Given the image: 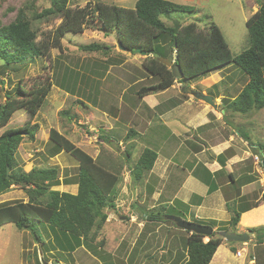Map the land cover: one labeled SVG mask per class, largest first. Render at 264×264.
<instances>
[{
    "label": "rangeland",
    "instance_id": "374dc122",
    "mask_svg": "<svg viewBox=\"0 0 264 264\" xmlns=\"http://www.w3.org/2000/svg\"><path fill=\"white\" fill-rule=\"evenodd\" d=\"M168 1L189 6L192 12H173L169 15H161L160 19L167 26H172L176 21L179 30L182 26L195 23L199 31H202L206 26L214 24L219 28L233 57L248 48L249 40L245 22L257 11V0ZM31 2L33 4L29 7ZM135 2L136 0H69L68 6L71 9L83 7L93 9L95 4L102 3L133 8ZM49 6L50 0H0L1 21L4 24L8 23L14 17L16 10L21 7H29L31 11L39 13ZM60 22L61 18H54L42 21L40 24L36 23L38 34H41L38 35L37 43L47 42ZM90 43L109 46L110 52L105 56L99 52L85 53L80 50V46ZM164 55L166 59L169 58L168 54L164 53ZM145 58L146 56L141 54L119 49L115 32L104 31L97 21L96 15H88L85 30L80 34H66L61 39V49L49 48L45 56L35 58L22 65L11 64L5 67V70H2L5 63L0 59L1 103L5 101L7 95L16 96L20 79L26 86L47 84V82L52 84L42 107L30 121V124L38 126L34 141L24 139L16 152L15 158L18 165L22 166L23 171L29 172L34 167L57 168L59 185L51 189L58 191L62 190L61 185H64V182H74L77 179V160L64 151L56 150L49 140V131L54 129L119 179L116 184L115 211H107L109 214L113 213L114 219L109 220L112 223L105 224L102 231L92 230L87 238L82 237L83 241L80 242V246L75 248V253L68 251L75 245L74 237L70 238L69 234L62 236L63 233L52 229L50 225L36 223L33 231H20L13 224L8 223L0 227V264H45L48 261L50 264H111L108 261L109 257L112 264H171L166 262L168 256L172 258L174 264L184 263L185 258L182 260L181 256L185 257L183 251L187 234L178 228L174 229L172 227L174 224L167 222L164 223L168 225L161 228H156L155 222H148L147 226L138 233L134 231L133 227L128 226V232L125 234L135 232V241L132 243H136L133 250L124 258L129 251V246L117 243L121 237L120 231L118 233L114 231L118 222L128 225L134 220L136 225L132 226L138 229L137 224L142 222L139 218L140 212L144 216L156 217L159 213L168 216L174 211L170 210L172 204H169L168 200L160 203L148 200L147 191L142 184L149 172L145 169L140 173L136 167V161L143 151L142 147L136 146L135 150L132 148L130 156H126V154L118 153L117 150L120 146L117 148L113 144L108 145L107 142L99 143L96 137L101 132L112 131L121 136L123 128L127 127L126 124L134 122L127 112L121 114V124L113 120L116 117L117 110L115 111V109L118 100L126 90L122 89L118 92L119 87L116 88L113 81L115 76L120 77L122 80L120 83L129 84L127 88H130L128 90L130 93L138 91L142 86L149 87L156 84L158 80L155 77H150L142 67ZM65 68L73 73L72 81L68 82L67 77L62 80L63 76L67 74ZM74 73L76 74L74 75ZM139 80L142 81L136 83ZM247 80V76L241 70L233 64H228L197 79L181 81L185 87L192 85L193 89L199 90L198 85L203 87L201 93L207 96L215 94L220 97L216 102H220L219 106L222 107L228 98L240 93ZM192 92L189 93L190 97H193ZM133 100L136 102V98ZM200 102L203 101L200 100ZM252 111L255 112V109L252 108ZM254 112L253 114H255ZM28 122L26 111L18 109L8 124L0 128V134L7 129L21 127ZM109 129L110 131H108ZM152 131L150 134L148 133L147 141H143V143L149 144L148 148L151 150L160 146V141L164 137L162 131L157 129H152ZM107 137L105 136L104 139ZM169 142L171 141L169 140ZM169 145H172V142ZM167 149L164 146L161 152L165 153ZM128 157L130 158L128 159ZM109 164L113 168L109 167ZM136 174L139 177L136 178ZM144 194L147 195L145 200ZM26 199L25 193L20 188L11 186L8 192L0 195V204L14 201L25 202ZM134 205L139 210H134ZM117 206L120 209L117 210ZM180 209L186 211L182 207ZM131 214L135 219H132ZM146 234H150V236L145 239ZM36 236L43 241L44 245L37 243ZM207 239L204 237L203 242H207ZM103 240L106 241L105 246H102ZM50 245H52V256L45 250L46 247L50 248ZM62 248H66V251L63 252ZM121 254L123 257L117 260Z\"/></svg>",
    "mask_w": 264,
    "mask_h": 264
},
{
    "label": "trees",
    "instance_id": "16d2710c",
    "mask_svg": "<svg viewBox=\"0 0 264 264\" xmlns=\"http://www.w3.org/2000/svg\"><path fill=\"white\" fill-rule=\"evenodd\" d=\"M68 2L69 0H50V6L39 13L30 10L29 7L33 4L31 2L28 8H18L14 17L6 24L0 17V59L5 63L2 70L11 64L22 65L45 56L49 48L61 49V39L66 34L82 33L87 25V16L96 15L101 28L106 32H115L116 41L121 43L127 52H145L146 60L142 67L158 82L153 86H142L138 92L139 96L166 90L175 80L182 84L181 80L197 79L233 64L248 80L228 106L240 113H246L252 108H264V0H257V11L245 22L248 48L235 57L232 56L216 25L210 24L199 31L195 23H190L182 26L175 34L174 26H167L160 19L161 15L173 12L190 13L192 9L189 6L174 4L168 0H136L133 8L97 3L93 9H71ZM54 18H61V22L53 31L52 37L47 42L37 43V24ZM80 50L85 53L99 52L106 56L110 47L90 43L80 46ZM164 53L179 66L182 79L174 78L170 69L158 60L159 57H166ZM64 70H67V74L62 80L67 77L68 82L72 81L73 73L69 72L68 68ZM51 87V82L26 86L20 79L16 96L7 95L5 101L0 102V128L8 124L18 109H24L29 120L21 127L7 129L0 134V195L8 192L11 186H17L27 197L26 202L0 204V227L11 223L20 231H33L36 223L50 225L52 229L63 233L62 236L69 234L70 238L74 237L75 245L68 249L72 251L81 245L80 238H87L92 230L97 232L102 229L107 211L115 208L116 184L119 179L54 129L49 131L50 142L56 150L68 153L78 162L77 179L74 181L78 187L77 193L72 195L51 189L59 185L57 168L34 167L29 172H24L22 166L18 165L15 158L18 147L24 139L34 141L38 126L30 124V121L42 107ZM127 155L130 156L128 152ZM155 160L156 153L144 149L136 161V167L140 173L145 169L150 172ZM111 166L109 164V167ZM262 200L264 201V196ZM171 209L174 211L171 215H180L175 209ZM239 216V212L233 210L229 224L235 226ZM164 217V214L159 213L156 217L149 216L147 219L174 224ZM197 223L205 225L202 222ZM260 230H249L255 234L257 241ZM183 232L188 235L184 241L183 264H209L223 239L217 232H213L208 241L203 242L204 236ZM36 239L37 243L44 245L38 236ZM53 240L55 242V239ZM50 248L46 247L45 250ZM62 251H66V248H62Z\"/></svg>",
    "mask_w": 264,
    "mask_h": 264
},
{
    "label": "crops",
    "instance_id": "0c3cea01",
    "mask_svg": "<svg viewBox=\"0 0 264 264\" xmlns=\"http://www.w3.org/2000/svg\"><path fill=\"white\" fill-rule=\"evenodd\" d=\"M121 81L120 77H114L113 83L116 88L119 87L118 92L126 90L118 100L116 117L113 120L121 124V114L127 112L134 122L126 124L127 127L123 128L121 136L115 131L101 132L99 137L96 136L98 142H107L117 148L120 146L118 153L126 154L130 153L132 148L135 150L136 146L142 147L143 150L149 149V144L143 143L144 140L147 141L148 133L150 134L152 129L162 131L164 137L160 146L152 150L156 153V160L144 183L142 181L148 200L158 203L168 200L169 204H172L171 208L180 214L174 216L188 222L205 223L212 227L213 232L248 234L247 243L223 240L209 264H264V230H260L264 228V108L255 112L251 110L240 113L228 106L237 95L228 98L220 107V102H216L220 97L215 94H208L215 105L210 106L194 96H189L191 91L200 92L203 87L197 85L199 90H196L189 85L188 89H185L177 80L166 90L139 96V90L130 93V88H127L129 84L120 83ZM140 81L142 80L136 83ZM105 136L108 137L104 139ZM169 140L172 145H169ZM164 146L168 148L165 153L161 152ZM253 156L259 158L258 163L253 161ZM61 186L62 190L59 192L72 195L77 193L78 187L74 182H64ZM147 195L144 194V200ZM116 209L120 208L117 206ZM134 210L139 209L134 205ZM233 210L240 214L235 226L229 224ZM114 211L115 208L112 212ZM132 215V219H135ZM139 218L142 222L137 224L138 229L132 226L136 225L134 220L128 225L116 222L114 231L121 232L117 243L129 246L124 258L135 247L136 242L132 243L135 241V232H141L147 226L146 223L155 222L156 228L168 225L157 219L148 221V217L141 212ZM111 219H114L113 213H107L104 225L111 224ZM128 226L133 227L135 232L125 234L128 232ZM249 230H260L258 241L255 234ZM149 236L150 234H146L144 237L146 239ZM103 241L102 246H105L106 241ZM74 250L70 252L75 253ZM239 250L240 256H236ZM51 251L52 248L48 249L47 253L51 255ZM122 257L123 254L117 260ZM181 257L182 260L185 258L183 255ZM108 259L112 264L110 257ZM166 262L174 264L170 256L166 257ZM45 264H50V261Z\"/></svg>",
    "mask_w": 264,
    "mask_h": 264
},
{
    "label": "water",
    "instance_id": "95a60500",
    "mask_svg": "<svg viewBox=\"0 0 264 264\" xmlns=\"http://www.w3.org/2000/svg\"><path fill=\"white\" fill-rule=\"evenodd\" d=\"M173 26H174V33L176 34L178 31V24L176 21L173 22ZM117 47L123 51H126V49L123 48L121 46V43L119 42H117ZM135 53L141 54L143 56L146 55L145 52L140 51V50H135ZM158 60L170 69L174 78L182 79L183 75H182V72L179 66L174 64L173 60L170 57L167 59L159 57ZM192 94L194 98L202 100L203 102H205L206 104H209L210 106H215L210 96H207L203 93L196 92V91L195 92L193 91ZM7 173H8V169H7ZM164 218L165 220L173 222L178 229L189 232L191 234L201 235V236L207 237L208 239L213 234L212 227L208 225H201L195 222H188L180 217L173 216V215H168V216H165ZM217 235L221 237L224 241L231 242V243H244V242H248V239H249V236L247 233L236 234V233H229V232L221 231V232H218Z\"/></svg>",
    "mask_w": 264,
    "mask_h": 264
},
{
    "label": "built area",
    "instance_id": "2783aa9c",
    "mask_svg": "<svg viewBox=\"0 0 264 264\" xmlns=\"http://www.w3.org/2000/svg\"><path fill=\"white\" fill-rule=\"evenodd\" d=\"M253 161H254L255 163H258V162H259V158H258L257 156H253ZM261 172H262V174H263V171H262V170H261ZM240 253H241L240 250L237 251V252H236V256H240Z\"/></svg>",
    "mask_w": 264,
    "mask_h": 264
},
{
    "label": "clouds",
    "instance_id": "9594fccd",
    "mask_svg": "<svg viewBox=\"0 0 264 264\" xmlns=\"http://www.w3.org/2000/svg\"><path fill=\"white\" fill-rule=\"evenodd\" d=\"M173 60V59H172ZM174 62V61H173Z\"/></svg>",
    "mask_w": 264,
    "mask_h": 264
}]
</instances>
